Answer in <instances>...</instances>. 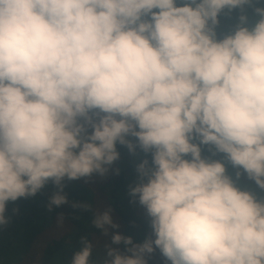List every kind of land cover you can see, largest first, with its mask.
<instances>
[{"label":"clouds","instance_id":"9594fccd","mask_svg":"<svg viewBox=\"0 0 264 264\" xmlns=\"http://www.w3.org/2000/svg\"><path fill=\"white\" fill-rule=\"evenodd\" d=\"M118 146L150 232L97 209L104 259L84 235L67 264H264V0H0V233L9 203L51 183L67 204Z\"/></svg>","mask_w":264,"mask_h":264},{"label":"trees","instance_id":"16d2710c","mask_svg":"<svg viewBox=\"0 0 264 264\" xmlns=\"http://www.w3.org/2000/svg\"><path fill=\"white\" fill-rule=\"evenodd\" d=\"M234 22V19L223 18L222 30L226 31ZM118 150L126 154L119 160V174L109 172L104 177L94 175L95 181L92 183L85 182L84 179L67 182L64 191L69 202L65 204L66 206H53V209L49 211L50 197L56 191L51 183L35 197L21 198L15 203H9L7 215L12 218V222L7 229L3 230V233H0V264H13L15 259L13 256L16 258L29 256L26 253L32 246V242L55 222L56 215L63 206L66 209L67 220L73 224L74 229L50 239L43 249L42 264H67L72 254L81 247L79 244L81 236L87 235L92 241L94 234L102 233L91 224L93 213L97 210L93 197V184L96 181L100 183L101 195L123 221L125 235L134 237L136 241H142L150 232L148 218L145 213L136 211L139 204L130 203L131 197L128 195L129 185H133L136 181L135 165L142 157L130 155L123 147L118 146ZM99 178L103 179L98 181ZM73 203H91L92 211L73 208ZM17 207L20 210L19 213H13V209ZM99 257L100 255L93 253L92 260L99 261ZM17 260L20 261L19 258Z\"/></svg>","mask_w":264,"mask_h":264},{"label":"rangeland","instance_id":"374dc122","mask_svg":"<svg viewBox=\"0 0 264 264\" xmlns=\"http://www.w3.org/2000/svg\"><path fill=\"white\" fill-rule=\"evenodd\" d=\"M126 154L121 153V158L122 159ZM119 159V160H120ZM119 160L115 163L114 166H112V170L110 171L111 173H115V170L119 167L120 163ZM103 178L97 179L98 181ZM95 181V178L92 177L91 180L88 182L92 183ZM250 183V182H249ZM99 182L97 181L93 184V191H94V198H95V207L96 209H99L100 211H103L105 209H111L112 211V216L113 219L116 223L120 225L119 229H110V232H116L119 231L120 233L125 235V225L123 221L120 219L119 215L116 213V211L113 209L111 205L108 204L107 200L101 195V189L99 187ZM88 199V197H86ZM66 206V205H65ZM63 206V207H65ZM61 208V210L57 213L56 215V220L55 222L47 227L43 231L42 234H40L38 237L35 238V240L32 242V246H30V249L28 250L29 256L23 258L22 256H19L17 258L20 259V261L17 260L16 256H13L15 259L13 260V264H35L37 259L39 258L42 264V255H43V249L44 246L52 239L53 237H56L61 234H65L68 232L73 231L74 227L73 224H70L71 222L67 220V215H66V209ZM138 213H145V210L139 205V207L136 210ZM63 215V224H60V216ZM139 226V225H138ZM92 242L95 245L94 248V254L100 255L98 258L99 261H102L104 259V244L110 242V237H105L103 234H94L92 238ZM113 247H120L123 249V245H113ZM151 264H164L163 258L160 256L159 251L156 252L154 258L151 261Z\"/></svg>","mask_w":264,"mask_h":264}]
</instances>
